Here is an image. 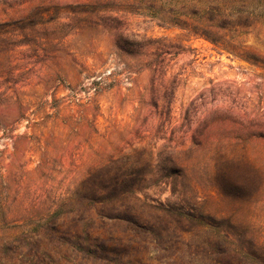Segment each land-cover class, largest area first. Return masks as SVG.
<instances>
[{"label":"rangeland","instance_id":"rangeland-1","mask_svg":"<svg viewBox=\"0 0 264 264\" xmlns=\"http://www.w3.org/2000/svg\"><path fill=\"white\" fill-rule=\"evenodd\" d=\"M18 1L0 0V123L17 101L28 110L0 132V264L51 241L46 223L79 226L93 173L135 179L145 204L88 213L100 260L55 248L54 263L257 264L264 191L227 197L215 171L244 138L223 110L264 111V0Z\"/></svg>","mask_w":264,"mask_h":264},{"label":"trees","instance_id":"trees-1","mask_svg":"<svg viewBox=\"0 0 264 264\" xmlns=\"http://www.w3.org/2000/svg\"><path fill=\"white\" fill-rule=\"evenodd\" d=\"M109 1L99 0L98 3H108ZM35 2L36 0H19L18 7L25 6L27 11L41 10L44 7L42 4L35 5ZM7 26L6 23H3L0 25V29ZM248 108L243 106L240 112L235 114L232 109L223 110L231 120L238 122L244 138L238 143L224 145L218 153L219 158L223 160L221 164L224 168L217 166L215 171V182L219 191L227 197L241 200H247L264 191V111L260 107ZM27 113L28 110L25 109L24 105L17 101L14 108L3 113L0 132L6 136L11 135L15 131L17 123L27 120ZM233 114L235 117H232ZM256 132L258 133L255 134ZM119 178L109 173L90 174L83 181L81 192L78 195L81 201L79 206L83 215V218L80 219V225H75L73 227L75 229L69 234H63L59 225L47 223L42 225L39 236L43 234L52 242L32 241L30 245L36 246V250L33 248L34 252L29 250L28 253L24 247H19L17 255L21 259L19 264H58L52 261L50 255L55 248L64 252L68 250L86 261L100 260L99 250L104 249V242H98L96 238L91 239L93 232L92 217L86 218L85 216L93 211L100 217L103 216V220H120L128 215V208L131 203L135 205L145 204L142 203L137 191L133 188L135 179H131L129 176L124 179ZM60 213L61 208L56 210L55 215ZM100 224L104 225V222L102 221ZM54 240H57L58 243H54ZM62 256L59 254L58 258L62 259ZM247 257V253L235 255L225 253V263L242 264V259ZM256 260L257 264H264V257H258ZM59 264H63L61 260Z\"/></svg>","mask_w":264,"mask_h":264}]
</instances>
